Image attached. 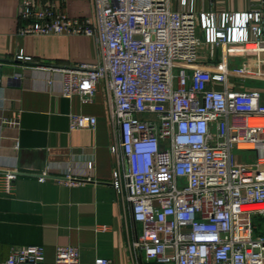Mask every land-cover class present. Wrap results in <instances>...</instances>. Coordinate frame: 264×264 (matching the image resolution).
Here are the masks:
<instances>
[{"label":"built area","instance_id":"1","mask_svg":"<svg viewBox=\"0 0 264 264\" xmlns=\"http://www.w3.org/2000/svg\"><path fill=\"white\" fill-rule=\"evenodd\" d=\"M92 2V16L72 17L54 0H19L17 33L93 38L97 61L46 66L62 73L66 97L91 101L99 84L107 94L112 183L141 226L127 246L133 264H264V122H249L264 119V91L236 86L264 80V9L216 14L197 12L193 0L178 8L172 0ZM229 55L254 61L230 66ZM96 124L94 115H70L73 130ZM20 173L2 172L5 192ZM2 264H46L44 248L13 246ZM54 264H81L79 247L59 245Z\"/></svg>","mask_w":264,"mask_h":264},{"label":"crops","instance_id":"2","mask_svg":"<svg viewBox=\"0 0 264 264\" xmlns=\"http://www.w3.org/2000/svg\"><path fill=\"white\" fill-rule=\"evenodd\" d=\"M54 1L72 17L94 14L92 0ZM180 3L172 0L174 8ZM18 5L19 0H0V179L4 170L21 172L12 192L0 184V264L13 246L30 244L44 248L46 264H54L59 245L79 247L81 264L97 257L133 264L127 246L141 226L132 223L112 183L115 134L107 94L99 84L91 101L66 97L62 73L46 66L95 62V42L86 35H19ZM192 5L197 12L219 14L264 9V0H193ZM199 35L206 39L202 28ZM221 54L218 48L216 62ZM200 58L208 59L206 44ZM228 58L230 66L240 58L254 61L247 55ZM253 79L252 86L241 80L236 86L264 91L263 80ZM71 114L94 115L97 124L73 130ZM44 170L49 176L41 179ZM67 175L82 181L67 184L62 181Z\"/></svg>","mask_w":264,"mask_h":264},{"label":"rangeland","instance_id":"3","mask_svg":"<svg viewBox=\"0 0 264 264\" xmlns=\"http://www.w3.org/2000/svg\"><path fill=\"white\" fill-rule=\"evenodd\" d=\"M244 59H242V58H240V59H237V61L238 62H240V63H238L237 65H240V64H242V61H243ZM253 80H256V79H253V78H247L246 80H245V83L246 84H248V85H250V86H252V83L254 82ZM259 82H261L260 80H259ZM263 82H264V80H263ZM262 82V83H263ZM237 153H242V152H238L237 151ZM243 154H246V155H253L254 154V152H244ZM250 160H253V158H250Z\"/></svg>","mask_w":264,"mask_h":264},{"label":"bare ground","instance_id":"4","mask_svg":"<svg viewBox=\"0 0 264 264\" xmlns=\"http://www.w3.org/2000/svg\"><path fill=\"white\" fill-rule=\"evenodd\" d=\"M249 122H250V124H257V123H262V122H264V119L254 117V118H250V119H249Z\"/></svg>","mask_w":264,"mask_h":264}]
</instances>
